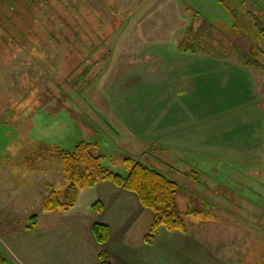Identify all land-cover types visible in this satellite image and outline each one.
I'll list each match as a JSON object with an SVG mask.
<instances>
[{"label": "rangeland", "instance_id": "rangeland-1", "mask_svg": "<svg viewBox=\"0 0 264 264\" xmlns=\"http://www.w3.org/2000/svg\"><path fill=\"white\" fill-rule=\"evenodd\" d=\"M241 9L264 22V0H244ZM205 18L231 21L219 0H22L12 9L0 1V38L33 39L17 53L1 51L9 61L0 86L13 87L14 100L0 114V237L32 215L39 227L54 221L41 203L53 190L63 199L61 151L83 140L115 173L127 174L124 159L165 173L182 185L177 209L201 216L186 219V231L210 221L205 238L224 244L227 231L234 255L264 264V70L183 50L185 28ZM250 38L245 31L230 40L244 54ZM108 113L129 119L142 139L115 128ZM180 116L183 123L168 121ZM153 138L168 151L149 146ZM83 189L61 211L87 209Z\"/></svg>", "mask_w": 264, "mask_h": 264}, {"label": "crops", "instance_id": "crops-1", "mask_svg": "<svg viewBox=\"0 0 264 264\" xmlns=\"http://www.w3.org/2000/svg\"><path fill=\"white\" fill-rule=\"evenodd\" d=\"M108 115L111 118L109 123L115 128H120L133 140L142 139L127 124L129 119H122L119 114ZM176 119L178 118L168 121L184 122L182 116L179 120ZM119 122L122 123L123 129ZM167 124H164L161 130H165L169 126ZM172 136L174 135L167 133L163 137L166 140H175L186 148L191 145L181 143L180 139L183 138ZM153 139L149 146L160 148L165 153L168 151V147L156 145L157 138ZM96 153L103 155L100 150ZM180 187L182 189V185ZM85 189L83 191H86L89 200L87 209L47 212L57 214L49 224L44 222L39 227L37 219L31 229H25L23 226L12 227L5 232L0 241L6 247L10 264H97L100 251H105L113 264H260L249 260L247 254L242 258V251L241 257L234 255L239 249L234 251L237 246L232 248L233 243L225 242V234H229L227 231H223L224 244L209 237L205 238L209 231L212 233L210 221L200 227L190 226L185 233L160 229L155 242L147 245L143 243V236L149 229L152 215L141 207L135 194L110 181H101L94 187ZM96 200L104 206L101 212L91 209V204ZM190 210L187 205L184 210L179 208L184 219H187L186 222L201 218L195 210L194 213H189ZM48 220L49 217L44 221ZM94 222L109 227V239L104 245L97 244L91 234L90 227Z\"/></svg>", "mask_w": 264, "mask_h": 264}, {"label": "trees", "instance_id": "trees-1", "mask_svg": "<svg viewBox=\"0 0 264 264\" xmlns=\"http://www.w3.org/2000/svg\"><path fill=\"white\" fill-rule=\"evenodd\" d=\"M9 3V8L16 6V2L22 3V0H0ZM30 2L32 0H29ZM36 1V0H35ZM45 2L46 0H38ZM226 8L231 16V21L227 24L214 22L212 24L208 19H201L196 27L187 26L185 34L190 37L184 43L183 50L208 52L216 59H227L229 57L236 58L239 64L264 70V50L259 45L258 38H264V22L261 18L250 9L242 10L241 3L244 0H219ZM195 16V15H193ZM199 17V15H198ZM221 23V25H220ZM1 26V25H0ZM2 27V26H1ZM251 36L249 41L248 53L242 54L235 43L232 44L230 38L244 34ZM215 32V34H212ZM13 42H9L4 38H0V54L9 51V53L19 52L25 45L32 44V38H11ZM19 41V43L17 42ZM211 42H214L212 44ZM221 43L223 45H219ZM228 43V44H227ZM35 45V43H34ZM221 46L230 47L229 49H221ZM180 47L178 46V49ZM235 49V50H233ZM236 51L238 53H236ZM242 54V55H241ZM6 55V54H5ZM9 56V55H8ZM0 55V67L4 66L9 57ZM251 59L250 62L243 58ZM262 59V60H260ZM258 64V65H257ZM0 72V81H1ZM1 88L0 86V114L7 111L6 108L11 106L13 99L12 91ZM10 100V101H9ZM9 101V103H7ZM7 104V105H6ZM93 144L86 141H79L74 145L72 150H62L60 159L63 163L64 178L68 182L64 197L59 199L58 191H51L41 203V210L46 212L71 209L77 198L80 189L93 187L97 183L108 180L119 186L121 189L134 193L140 205L152 213L151 223L143 241L146 244H153L157 234L161 228L167 231H186V222L183 215L177 209L176 196L180 184L168 177L165 173L158 169L145 165L142 162L133 159H124V165L127 168V174L121 175L104 167L101 163L99 154L92 152ZM189 174L196 175L195 170H191ZM104 206L96 200L91 204V209L101 212ZM189 213H194L191 209ZM29 223L24 226L25 229H31L37 222V216L32 215ZM93 238L96 243L103 245L109 238L110 230L105 224L94 222L90 227ZM97 264H113L110 256L105 251L98 254ZM0 264H10L8 255L0 248Z\"/></svg>", "mask_w": 264, "mask_h": 264}]
</instances>
